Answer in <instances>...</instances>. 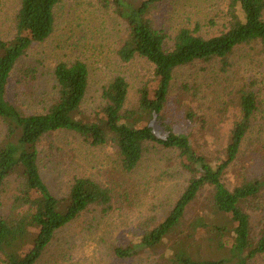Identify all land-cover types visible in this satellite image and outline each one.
I'll use <instances>...</instances> for the list:
<instances>
[{
    "label": "trees",
    "instance_id": "16d2710c",
    "mask_svg": "<svg viewBox=\"0 0 264 264\" xmlns=\"http://www.w3.org/2000/svg\"><path fill=\"white\" fill-rule=\"evenodd\" d=\"M60 1L21 0L16 34L10 40L0 37V119L5 124L0 138V264H36L58 231L93 206L112 207V188L89 177H76L65 197L52 193L41 172L40 145L60 131L74 132L92 146L114 145L126 172L135 170L150 142L179 151L190 174L186 189L168 216L146 230L136 244L116 248L121 258L133 257L142 249H163V264H264V224L257 230L248 211L254 202L264 204V175L249 179L242 172L233 188L223 181L252 128L259 108L256 94L246 88L239 90V119L231 129L226 157L217 166L194 148L189 135L176 132L166 121L178 68L219 61L225 69L239 46L253 42L264 51V0H229L222 12L227 20L222 30L205 35L199 28L183 27L172 43L153 18L167 0H97L104 8H113L126 24L118 50L121 60L141 57L152 64V74L143 82L138 100L127 104L129 83L117 75L103 88L101 109L86 116L82 106L90 69L87 62L76 59L57 64L56 97L43 112L28 114L8 97L11 77L27 51L52 36ZM21 73V79L29 81L36 69H22ZM186 116L198 121L190 109ZM155 123L160 124L161 134ZM12 177L18 191L8 213L3 195ZM206 188L211 189L207 212L188 221V208ZM28 237L32 245L25 248Z\"/></svg>",
    "mask_w": 264,
    "mask_h": 264
},
{
    "label": "rangeland",
    "instance_id": "374dc122",
    "mask_svg": "<svg viewBox=\"0 0 264 264\" xmlns=\"http://www.w3.org/2000/svg\"><path fill=\"white\" fill-rule=\"evenodd\" d=\"M229 0H167L153 14L157 26L166 30L170 43L183 27L199 28L205 35L223 29V11ZM21 0H0V37L16 34L15 17ZM126 35V24L113 8L97 0H61L56 9V26L45 42L33 45L17 64L8 97L29 113L43 112L57 94L54 70L62 61L81 59L90 69V83L82 109L94 116L104 105L103 88L115 76L129 83L127 104L135 103L143 82L152 74V64L137 57L124 62L118 55ZM223 69L219 61L195 62L174 73L166 121L176 132L190 136L194 148L217 166L225 159V148L234 123L239 119L238 92L253 91L259 108L238 158L223 176L229 188L239 184L242 172L249 179L264 175V51L258 42L239 46ZM35 67L29 81L21 79L22 69ZM188 88V91L185 89ZM192 110L198 121L186 115ZM161 134L159 123L154 124ZM5 124L0 119V138ZM40 167L52 193L67 196L76 177H89L113 190L112 207L93 206L58 231L36 264H163V249L139 250L129 258L116 254L117 247L136 244L145 231L164 220L188 185L179 151L150 142L139 165L126 172L117 147L92 146L78 134L60 131L40 145ZM3 195L10 212L18 191L15 177ZM211 189L206 188L187 210L188 221L205 214ZM254 226L264 224V204L248 207ZM35 233V231L33 232ZM32 245L26 239L25 248ZM27 250V249H23Z\"/></svg>",
    "mask_w": 264,
    "mask_h": 264
}]
</instances>
